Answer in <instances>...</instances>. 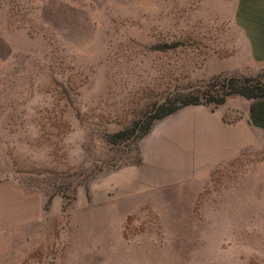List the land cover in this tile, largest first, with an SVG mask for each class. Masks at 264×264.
Here are the masks:
<instances>
[{"label":"rangeland","instance_id":"374dc122","mask_svg":"<svg viewBox=\"0 0 264 264\" xmlns=\"http://www.w3.org/2000/svg\"><path fill=\"white\" fill-rule=\"evenodd\" d=\"M219 1L0 0V264H264L251 100L154 118L264 76Z\"/></svg>","mask_w":264,"mask_h":264},{"label":"crops","instance_id":"0c3cea01","mask_svg":"<svg viewBox=\"0 0 264 264\" xmlns=\"http://www.w3.org/2000/svg\"><path fill=\"white\" fill-rule=\"evenodd\" d=\"M217 6L219 16L229 22L237 35L232 39L229 32L230 49L235 50L247 64L264 65V0H231L229 10L225 9L222 1ZM240 65L245 64L241 62ZM251 104L252 112L259 114L264 128V98L251 100ZM231 140L237 148V132L232 133Z\"/></svg>","mask_w":264,"mask_h":264},{"label":"trees","instance_id":"16d2710c","mask_svg":"<svg viewBox=\"0 0 264 264\" xmlns=\"http://www.w3.org/2000/svg\"><path fill=\"white\" fill-rule=\"evenodd\" d=\"M218 87L209 92L177 93L171 103L161 104L154 118L162 117L165 114L175 111L180 106L191 104L223 103L229 96H239L249 100L264 98V76L259 77H223L218 82Z\"/></svg>","mask_w":264,"mask_h":264}]
</instances>
